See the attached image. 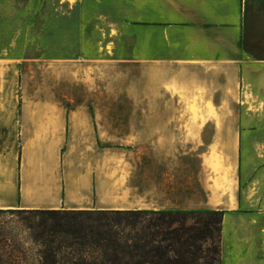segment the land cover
Here are the masks:
<instances>
[{
	"label": "crops",
	"instance_id": "0c3cea01",
	"mask_svg": "<svg viewBox=\"0 0 264 264\" xmlns=\"http://www.w3.org/2000/svg\"><path fill=\"white\" fill-rule=\"evenodd\" d=\"M2 10L0 210L222 212L223 264H264V0H143L63 58L9 56Z\"/></svg>",
	"mask_w": 264,
	"mask_h": 264
},
{
	"label": "trees",
	"instance_id": "16d2710c",
	"mask_svg": "<svg viewBox=\"0 0 264 264\" xmlns=\"http://www.w3.org/2000/svg\"><path fill=\"white\" fill-rule=\"evenodd\" d=\"M21 239L0 233V264H213L222 220L215 211L8 209ZM222 213V212H221Z\"/></svg>",
	"mask_w": 264,
	"mask_h": 264
},
{
	"label": "rangeland",
	"instance_id": "374dc122",
	"mask_svg": "<svg viewBox=\"0 0 264 264\" xmlns=\"http://www.w3.org/2000/svg\"><path fill=\"white\" fill-rule=\"evenodd\" d=\"M2 14L7 15L9 56L63 58L71 56L69 53L73 55L81 47V36L89 38L88 36L92 37L91 34H94L105 41L108 28L114 25H142L143 0H7V10H2ZM84 42V47L92 43L91 39H84ZM104 69V74H108V68ZM118 74L126 75V72ZM104 101L105 111L125 112L132 106L129 99ZM127 161L128 154L121 152L120 167ZM193 216L201 221L222 220V237V225L226 215L221 212H204ZM19 218L17 214L0 213V233L12 234L19 239L25 236L21 224L18 223ZM230 223L243 225L247 224V219L236 218L230 220ZM246 234L247 232L243 235ZM219 244L220 256L213 264H223L221 241Z\"/></svg>",
	"mask_w": 264,
	"mask_h": 264
}]
</instances>
